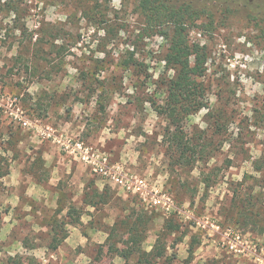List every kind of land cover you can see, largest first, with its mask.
Instances as JSON below:
<instances>
[{"label":"rangeland","instance_id":"rangeland-1","mask_svg":"<svg viewBox=\"0 0 264 264\" xmlns=\"http://www.w3.org/2000/svg\"><path fill=\"white\" fill-rule=\"evenodd\" d=\"M165 2L196 9L188 41L207 57L208 109L178 130L151 105L174 75L171 27L149 25L139 0H0V264H138L114 251L125 230L106 240L140 213L141 249L163 237L158 264H264V0ZM34 162L40 175L67 164L59 207L24 194Z\"/></svg>","mask_w":264,"mask_h":264},{"label":"trees","instance_id":"trees-1","mask_svg":"<svg viewBox=\"0 0 264 264\" xmlns=\"http://www.w3.org/2000/svg\"><path fill=\"white\" fill-rule=\"evenodd\" d=\"M138 7L145 13L149 25L162 26L168 24L171 27L170 35L167 37L168 46L162 61L167 69L173 70L174 75L166 82L164 105L155 106L154 103L151 105L158 115L166 117L173 124L174 129L178 130L180 128V120L195 114L201 109H208L207 89L202 82L200 83V79L205 77L207 71V57L203 46L191 45L188 41V23L193 24L198 20L197 12H195L196 9L190 3L173 7L167 5L165 0H139ZM130 64H136L133 55H130L123 65L127 68ZM170 140L174 143L181 159H183L185 152L192 153L193 149L191 146L182 143L177 134H172ZM255 165V169L262 171L264 174V158L255 162ZM234 193L236 195L237 191L234 190ZM83 203L87 205L94 204V202H87L86 200ZM243 203L247 204V202ZM251 219L253 220V218ZM151 220V216L140 213L137 215L133 214L124 220L114 223L106 240L109 244V249H115L113 243H110L111 240H113L115 235L117 236L119 231L125 230L130 239L127 251L122 253L115 249V253L124 260L134 256L138 264H158V261L164 257L166 252V246L161 235H158L150 252L141 249L146 227ZM253 224L255 225L254 221ZM179 229L180 226L173 220H166L163 226L164 232L172 233ZM261 233H264L263 227L261 228ZM60 243L61 240L54 235L51 248L56 249ZM13 264L21 263L18 261Z\"/></svg>","mask_w":264,"mask_h":264},{"label":"crops","instance_id":"crops-1","mask_svg":"<svg viewBox=\"0 0 264 264\" xmlns=\"http://www.w3.org/2000/svg\"><path fill=\"white\" fill-rule=\"evenodd\" d=\"M41 157L42 158H39V160L43 159L42 160V166L45 167V161L48 157V152L42 150ZM34 166H35V162H34L33 166L31 167L33 170L32 169L30 170V171H33L32 172L33 175L30 174V177H25V180L23 179V183L26 184V189L24 191V194L26 196H29V197L33 196L35 198H40V200H42V199L49 200L50 198H52V200H54L53 201L54 205L59 207L62 203V200H61L62 196L61 195L63 193L62 192L63 190L60 189L63 186V179H61L60 174H62L63 171H65L67 164L61 163V165L57 166V167L56 166L55 167L49 166L47 169L43 168L42 169L43 170L42 172H44L43 175L42 174L40 175V172H37V168H34ZM56 170L59 171L58 175L57 174L55 175ZM7 175L9 176V174H7ZM6 179H8V178H6ZM83 189H84V186H83ZM36 193H38V194H36ZM14 197L15 196L13 194H11V199H14ZM16 200H17L16 203H18V201H20L19 196L16 198Z\"/></svg>","mask_w":264,"mask_h":264},{"label":"built area","instance_id":"built-area-1","mask_svg":"<svg viewBox=\"0 0 264 264\" xmlns=\"http://www.w3.org/2000/svg\"><path fill=\"white\" fill-rule=\"evenodd\" d=\"M79 147H81V146H79ZM82 154L84 155V153L82 152ZM98 169H99V172L102 174V175H104V176H106V177H108V176H110L111 175V172H113V171H111L108 167H106V166H102V164H98ZM115 176V175H114ZM151 207V206H150ZM237 238H239L238 236H237ZM262 253H264V249L262 250Z\"/></svg>","mask_w":264,"mask_h":264}]
</instances>
